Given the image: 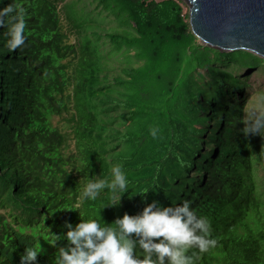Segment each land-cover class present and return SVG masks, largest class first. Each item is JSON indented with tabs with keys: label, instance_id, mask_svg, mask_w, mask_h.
Masks as SVG:
<instances>
[{
	"label": "trees",
	"instance_id": "obj_1",
	"mask_svg": "<svg viewBox=\"0 0 264 264\" xmlns=\"http://www.w3.org/2000/svg\"><path fill=\"white\" fill-rule=\"evenodd\" d=\"M13 2L26 9L28 28L14 52L0 29V264H21L27 246L41 247L36 264H53L66 243L52 245L54 234L79 213L112 223L153 200L189 201L210 220L216 245L196 264H264V131L241 132L249 84L239 74L264 59L199 43L181 0L0 7ZM122 54L138 66L110 70ZM194 70L214 89L206 97L187 81ZM63 116L69 132L53 124ZM116 164L129 183L120 203L106 205L114 202L107 190L82 201L89 180L110 179Z\"/></svg>",
	"mask_w": 264,
	"mask_h": 264
},
{
	"label": "clouds",
	"instance_id": "obj_2",
	"mask_svg": "<svg viewBox=\"0 0 264 264\" xmlns=\"http://www.w3.org/2000/svg\"><path fill=\"white\" fill-rule=\"evenodd\" d=\"M3 28L7 29L4 35L8 51L21 48L28 28L26 9L14 2L0 7V29ZM243 123L241 132L245 136L260 135L264 131V112L250 111ZM157 134L158 129L152 128L153 138ZM104 190L111 193L114 201L106 204L109 206H117L129 190L120 164L111 167L110 179L89 180L81 200L94 201ZM79 215L77 224L65 223L67 231L54 234L52 245L58 241L66 243L58 248L53 264H196L201 254L216 245L211 238L210 220L198 215L189 201L162 206L153 200L137 214L125 213L112 223ZM40 253L41 247L27 246L20 257L21 264H36Z\"/></svg>",
	"mask_w": 264,
	"mask_h": 264
},
{
	"label": "water",
	"instance_id": "obj_3",
	"mask_svg": "<svg viewBox=\"0 0 264 264\" xmlns=\"http://www.w3.org/2000/svg\"><path fill=\"white\" fill-rule=\"evenodd\" d=\"M193 34L221 51L245 50L264 59V0H182Z\"/></svg>",
	"mask_w": 264,
	"mask_h": 264
},
{
	"label": "rangeland",
	"instance_id": "obj_4",
	"mask_svg": "<svg viewBox=\"0 0 264 264\" xmlns=\"http://www.w3.org/2000/svg\"><path fill=\"white\" fill-rule=\"evenodd\" d=\"M157 1H161V0H157ZM182 1V0H181ZM88 2V0H86V3ZM183 3V13H187L189 14V10L187 5L182 1ZM61 4V2H60ZM59 4V5H60ZM60 7V6H59ZM91 9H93V7L91 6ZM112 24H109V26H111ZM70 40L73 41L74 38L71 35L70 36ZM199 43L204 44L202 41L199 40ZM205 45V44H204ZM113 53V52H112ZM117 56V54H116ZM124 55L122 54V58L119 60L117 57L115 58V63H113L111 66L110 70L113 69H117L118 73H127L126 69H128V65H131L132 68L138 66V63L135 62V59L131 56H127L126 58L123 57ZM117 62V63H116ZM193 64H189L187 63V68L186 71H192V67ZM116 66H118V68H116ZM219 67H223L224 63H219L218 64ZM233 66V65H232ZM106 67L107 72L109 71V68ZM236 72V70L234 71ZM205 74L203 71L201 70H194L192 73L189 74V76H193L192 78H188V82H190L192 79L195 80L196 83H198V87L205 89V93L203 94L205 97L206 95L210 94V91H213L214 89L212 88V90L210 88L207 87V83L206 81H209L207 78L205 79L204 75ZM239 74L242 76H245L246 81L248 82V87L245 88L244 92H248V100L245 103V107H244V117H245V121L248 119L249 113L250 111H255L257 113L260 112H264V68L260 67L258 70L255 71H249V70H245L242 69L239 71ZM184 91V84L182 85V89L181 92ZM64 117H54L53 118V124L58 126V128L63 131V132H69V128H68V124L66 123V121L64 120ZM200 121V120H199ZM201 122V121H200ZM70 138V145L68 148V153L72 154L75 153V148H74V141L73 138ZM264 167L259 168V174L260 175H264Z\"/></svg>",
	"mask_w": 264,
	"mask_h": 264
}]
</instances>
